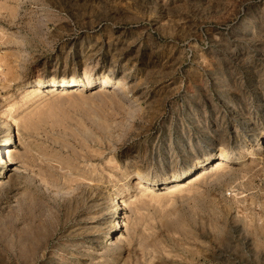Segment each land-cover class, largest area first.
Returning <instances> with one entry per match:
<instances>
[{
    "label": "rangeland",
    "instance_id": "obj_1",
    "mask_svg": "<svg viewBox=\"0 0 264 264\" xmlns=\"http://www.w3.org/2000/svg\"><path fill=\"white\" fill-rule=\"evenodd\" d=\"M263 139L264 0H0V264H264Z\"/></svg>",
    "mask_w": 264,
    "mask_h": 264
},
{
    "label": "bare ground",
    "instance_id": "obj_2",
    "mask_svg": "<svg viewBox=\"0 0 264 264\" xmlns=\"http://www.w3.org/2000/svg\"><path fill=\"white\" fill-rule=\"evenodd\" d=\"M88 76H90V74H87L86 72L84 73V77L85 78H88ZM93 77H98V75L97 76H93ZM76 80L73 78V77H71L70 79H62V80H54L53 78H49V79H45V80H42V79H40V80H38V84H37V88L38 87H46V86H56V87H58V88H61V90H63L64 88H66V89H68V88H72L73 86H74V82H75ZM111 81L110 80H108L107 78H101V84H105V86H107L109 83H110ZM78 84V83H77ZM73 85V86H72ZM35 90H36V88H34ZM39 89V88H38ZM38 89L36 90V91H38ZM31 91V90H30ZM8 140V139H7ZM12 141H14V144H15V138H13V137H11V139L9 140V141H7L8 143H10V142H12ZM4 143H6V140H5V142H3L2 144H1V146H3V157H2V164L0 165V167L1 166H5L4 164H6V163H8V162H10L11 160H12V158H13V151L10 149L11 148V146L10 147H6L5 145H4ZM262 146H264V139H263V141H262ZM227 154L228 153H226V152H223L222 154H221V156H219V158H217L216 160H214L213 161V163H212V167L213 168H218V169H220L221 167H224L225 165H226V158H227ZM1 170V169H0ZM207 170V169H206ZM197 173V174H196ZM195 173V177H196V175H198V176H201V175H204V174H206L207 172L205 171V168L203 169V168H201V169H199V171H197ZM194 175H192V177H193ZM192 177H189V178H192ZM177 178H179V177H176V179ZM1 181V180H0ZM142 182V181H141ZM141 182L139 183V184H141ZM143 184V183H142ZM173 186L174 187H176V186H179V184H178V182L177 181H174L173 180ZM142 186V185H141ZM144 186V185H143ZM146 189V188H145ZM121 216V215H120ZM114 220V219H113ZM114 227H116V225L114 226Z\"/></svg>",
    "mask_w": 264,
    "mask_h": 264
}]
</instances>
